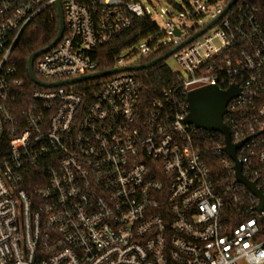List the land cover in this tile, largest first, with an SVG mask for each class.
Segmentation results:
<instances>
[{
    "label": "built area",
    "instance_id": "2783aa9c",
    "mask_svg": "<svg viewBox=\"0 0 264 264\" xmlns=\"http://www.w3.org/2000/svg\"><path fill=\"white\" fill-rule=\"evenodd\" d=\"M55 1L0 0V264H264L260 198L237 181L225 135L186 122L188 92L236 85L224 123L242 175L264 196V0H237L179 49L177 87L160 99L146 101L129 70L33 82L25 97L12 51ZM145 1L59 0L65 30L34 60L37 78L105 71L90 51L153 20ZM175 26L173 48L206 25Z\"/></svg>",
    "mask_w": 264,
    "mask_h": 264
},
{
    "label": "trees",
    "instance_id": "16d2710c",
    "mask_svg": "<svg viewBox=\"0 0 264 264\" xmlns=\"http://www.w3.org/2000/svg\"><path fill=\"white\" fill-rule=\"evenodd\" d=\"M158 29V25L150 17L141 16L135 25L125 31L123 35L118 36L112 42L107 43V45L91 50L90 56L98 62V69L108 70L114 68L116 66V59L121 57L125 48L136 44L141 38L158 34ZM58 30L59 19L56 9L52 10V12H42L25 30L12 51L11 64L17 71V79L23 83L22 88L25 91V97L37 89L28 71V60L32 53L52 43L56 39ZM193 30H190V33ZM171 48H173L171 44L160 46L159 49L148 56H142L135 64L142 65L143 63H147L158 58ZM136 75L144 86L143 97L146 101L160 99L166 91L177 87V74L173 73L165 60L160 61L152 67L136 71ZM23 90H18V95L21 98ZM171 96L183 100L185 98L182 91L180 92L179 90L173 92Z\"/></svg>",
    "mask_w": 264,
    "mask_h": 264
},
{
    "label": "water",
    "instance_id": "95a60500",
    "mask_svg": "<svg viewBox=\"0 0 264 264\" xmlns=\"http://www.w3.org/2000/svg\"><path fill=\"white\" fill-rule=\"evenodd\" d=\"M237 0H231L226 8L219 14L218 17L211 20L209 24L200 30L195 31L192 36L188 37L186 40L177 44L176 47L170 49L169 51L163 53L158 58L153 59L147 63H143L142 65H128L122 68H113L105 71L93 73L88 76H82L78 78H74V80H66V81H57V83H46L42 80H39L33 71L34 60L42 53L47 52L49 49L56 46V44L62 39L63 32L65 30V19L61 2L56 0V8L59 19V30L56 35V39L50 43L48 46L39 49L32 53L28 60V71L30 72V77L32 82L37 85L47 86V87H55L57 85H70L74 84V82H80L91 78H99L106 77L109 74H116L119 72H125V70L129 71H140L144 68L152 67L158 64L160 61L167 59L168 57L176 54V52L183 48L185 45L193 42L194 39L202 36L209 30L212 26H214L219 20H221L226 12L231 8V6ZM173 33L176 36H181V30L175 26L173 29ZM241 91L236 85H232L228 88V90H222L217 85L205 86L201 88H196L193 91L188 92L186 101H188V115L186 116V122L190 125H193L196 128H200L207 131H218L221 134L225 135L226 146L224 151L227 152L229 156L235 161L234 168L236 170V178L237 181L242 183L243 185L248 186L253 194L260 198V205L258 207L261 210L264 207V196L256 189V185L253 182L248 181L246 177L242 175L241 163L237 160L236 149L239 145H234L230 139V132L227 126L224 123V115L227 112V107L229 102L238 97Z\"/></svg>",
    "mask_w": 264,
    "mask_h": 264
},
{
    "label": "rangeland",
    "instance_id": "374dc122",
    "mask_svg": "<svg viewBox=\"0 0 264 264\" xmlns=\"http://www.w3.org/2000/svg\"><path fill=\"white\" fill-rule=\"evenodd\" d=\"M145 1L149 8L150 15L157 23L158 34L150 35L141 39L137 44L125 48L121 54L122 65L134 64L142 56H147L141 51V47L149 48L154 52L164 44L180 41L181 38L172 33V23L183 25L184 29L190 31L197 27L205 26L212 16L223 7L228 0H151ZM206 6V9L203 8ZM168 67L174 71H180L176 63L175 55L165 59ZM187 78V74L183 72Z\"/></svg>",
    "mask_w": 264,
    "mask_h": 264
}]
</instances>
